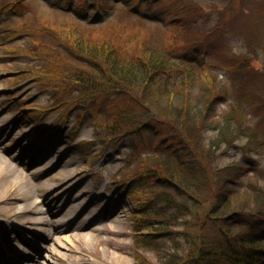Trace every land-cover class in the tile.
<instances>
[{
	"label": "trees",
	"instance_id": "obj_1",
	"mask_svg": "<svg viewBox=\"0 0 264 264\" xmlns=\"http://www.w3.org/2000/svg\"><path fill=\"white\" fill-rule=\"evenodd\" d=\"M58 1L62 7L73 5ZM211 1L208 7L197 0L78 1L74 14L86 23L101 19L119 2L122 13L114 20L136 15L142 25L148 10L138 4L156 6L167 28L148 30L138 41L122 36L120 24L103 27L98 35L36 17L48 31L42 61L52 96L79 111L103 109L104 119L92 122L95 141L107 147L128 140L137 153L115 182L122 195L138 201L134 264H152L145 251L154 254L156 264H264V140L262 130L250 125L251 113L264 105L252 106L247 99L254 93L242 98L234 88L252 70V44L234 41L231 47L243 53L229 63L234 57L231 48L225 49L226 32L241 6L235 7L234 0ZM251 1L264 19V0ZM19 4L6 2L5 7L15 13ZM213 12L219 15L211 20ZM205 17L214 22L200 23ZM251 33L264 40L257 25ZM178 47L198 55L210 47L227 52L204 63ZM259 51L264 59V42ZM222 103L227 108L216 115ZM144 134L150 138L138 142ZM242 138L245 144L239 146ZM230 152L236 157L227 160ZM247 174L250 180L241 189Z\"/></svg>",
	"mask_w": 264,
	"mask_h": 264
},
{
	"label": "rangeland",
	"instance_id": "obj_2",
	"mask_svg": "<svg viewBox=\"0 0 264 264\" xmlns=\"http://www.w3.org/2000/svg\"><path fill=\"white\" fill-rule=\"evenodd\" d=\"M15 1L20 2L19 8L22 10L17 7L13 13L12 10L6 9L5 3ZM72 1V7L67 8L66 6L63 8L62 2L58 0L0 1V138L4 139L7 146L4 150L0 146V152L11 160L9 169L2 177L8 180V175H12L9 180L14 182L17 179L16 173L27 176L28 181L33 184L32 188H36L32 197L36 204L43 210L53 206L56 212L63 207V211L56 215H60L61 218L70 210L74 197H79L77 199L79 203L74 205L78 204L81 207L72 216L69 224L71 229L56 235L54 215L51 217L47 215L45 224L40 225L37 230L32 229L24 222L30 221L33 213L14 217L12 209L18 208L20 203L14 204L8 200L10 194H4V188H0V264H10L7 254L13 260V264H134L132 251L137 245L133 239V218L138 201L130 194L122 195L115 182L121 179L127 160L131 161L130 158L135 157L137 153L131 152V142L128 140L118 146L107 147L100 146L95 141L92 122L104 119L103 109L92 107L79 111L66 105L62 99H55L52 96L50 79L47 78L49 72L42 61L48 31L39 27L44 20L36 17L73 23L98 35L103 27L109 28L120 24L119 28L124 31L122 36H129L136 41L144 37L148 30L152 32L165 30L167 24L164 23V19L163 21L158 17L160 14L156 6L151 5L149 9L145 4H138L140 6L137 7L144 12L148 10L144 14L147 22L142 21V25L137 22L136 15L116 21L114 19L122 13L123 7L119 2L111 7L113 8L111 11L103 13L101 19L86 23L87 19L80 20L74 14L79 0ZM136 1L131 0L128 5H134ZM197 1L205 7L212 4L211 0ZM230 1L216 0L213 4ZM255 3L246 0L240 4L239 0H234V6H241V12L229 23L225 44V49L228 47L233 51L231 55L234 58L228 60L232 64L236 63L235 57L243 51L231 47V44L234 41L241 43L243 40H249L252 44L250 54L254 59L250 63L252 70L240 84L237 79L234 87L235 92H239V95L241 93L242 98L254 93L247 99L252 106L260 102L264 105V59L259 51L264 40L258 42L257 37L251 33L257 25L264 38V19L260 20V12L254 6ZM217 14L213 12L210 15L211 20L217 19L219 15ZM202 21L200 23L207 25L214 22L209 21L207 17ZM28 27H31V32ZM210 44H215L214 40ZM178 48L180 52L186 51L188 58L192 59L191 57L196 55L194 60L196 58L204 63L216 62L227 52V50L222 52L221 49L213 51L210 47L206 49L205 55H198L184 50V47ZM226 108V103L219 104L216 115L223 113ZM251 118L250 125L262 130L263 136L259 134L264 140V109L259 113H251ZM145 138L149 139L150 136L144 134L140 139L137 138V141H145ZM246 140L252 143L251 139ZM244 141L242 138L237 144L244 145ZM43 148L44 157H47L48 161L52 160V163L46 168L50 169L49 171L44 169L38 172L34 170L33 163L36 157L38 161L42 159L38 155L39 150ZM226 157L230 160L236 156L234 152H230ZM255 159L262 158L256 156ZM262 163L264 164V160ZM62 167L69 177L62 179L56 176L57 170ZM250 177L247 174L241 178L239 184L241 189L246 186ZM19 181L22 182L20 179ZM18 188V186L12 188L13 195H22V187ZM131 190L126 188L125 191L128 193ZM65 229L66 226L62 230ZM32 231L36 232L34 236H31ZM89 234L94 238L89 240L86 237ZM25 236L30 240L31 246L24 244ZM9 246L17 251L8 250ZM48 248L52 252L45 251ZM59 253L63 255L61 258ZM145 254L152 264H156L153 253L145 251Z\"/></svg>",
	"mask_w": 264,
	"mask_h": 264
},
{
	"label": "bare ground",
	"instance_id": "obj_3",
	"mask_svg": "<svg viewBox=\"0 0 264 264\" xmlns=\"http://www.w3.org/2000/svg\"><path fill=\"white\" fill-rule=\"evenodd\" d=\"M0 146L2 147L3 150L5 149V147H7V146H5V141L3 138H0ZM43 149H45V148H43ZM10 161H11L10 159H7L0 152V188L1 189L4 188V190H5L4 194H10V197L8 198V200L12 201L13 203L14 202L20 203V206L18 208L12 209V214L14 215V217L15 216L18 217V215H22V214H26V213H33V218L30 221L24 222V224H26L29 227L31 226L32 229L37 230L40 225H43L46 223L45 219H46L47 215H49L50 217L54 215L53 217H54V220L56 221V230L54 231V234L57 235L60 232L70 230L71 226L69 224L72 221V216L74 214H76L79 209H81V207L78 204L74 205V203H79V201H77V199L79 197L76 196V197H74V199L71 200L72 204L70 205V210H68L66 213H64L63 218H61L60 215L56 216L58 212L63 211V209H64L63 207L59 208L57 212H56V208H53V206L52 207L48 206L46 209L43 210V208L39 204H36V202L32 198L34 195L33 190L35 191L36 188L35 187L32 188L33 184L30 181H28L29 179L26 178L27 176H25L24 174H21V173L20 174L16 173L15 175H17L16 176L17 179L14 182L9 180L10 176L12 177V175H8V180H4L5 178H3L2 175L5 176L4 172L9 169V167L11 165ZM51 163H52V160L51 161L50 160L49 161L41 160L39 162V164H37V166L34 168V170L35 171H38V170L42 171L45 169V170L49 171L50 169H46V168L50 167ZM64 170H63V167L61 169L57 170L56 176L62 177V179H64L65 177H69L67 172ZM19 179L22 180V182H20ZM8 183H10V184L7 185ZM14 186H18L19 188H21V187L23 188V189L21 188V190H23L22 195L21 194L20 195H13L12 194V188H14ZM18 192H19V190H18ZM59 193H61V192H59ZM14 204H12V205H14ZM65 226H66V229L62 230L63 227H65ZM32 232L33 233H31V236H34L36 234V232L35 231H32ZM86 237L89 238V240L94 238L90 234L86 235ZM24 243L27 246H29V240L28 241L24 240ZM7 249L10 251H17L12 246H9ZM49 250H50V248L45 249V251H47V252ZM50 252H52V251L50 250ZM21 254L22 253H20V255ZM59 256L61 258L63 255H61V253H59ZM9 262H10V264L14 263L12 259Z\"/></svg>",
	"mask_w": 264,
	"mask_h": 264
}]
</instances>
